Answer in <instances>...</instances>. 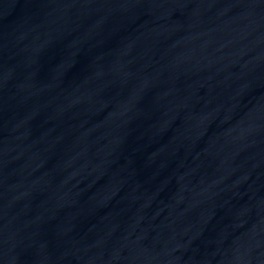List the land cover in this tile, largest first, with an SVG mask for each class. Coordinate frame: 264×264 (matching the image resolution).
Masks as SVG:
<instances>
[{
    "label": "water",
    "instance_id": "obj_1",
    "mask_svg": "<svg viewBox=\"0 0 264 264\" xmlns=\"http://www.w3.org/2000/svg\"><path fill=\"white\" fill-rule=\"evenodd\" d=\"M0 264H264V0H0Z\"/></svg>",
    "mask_w": 264,
    "mask_h": 264
}]
</instances>
